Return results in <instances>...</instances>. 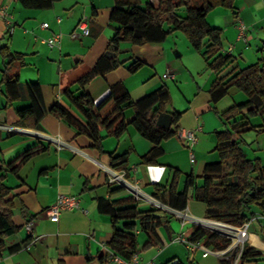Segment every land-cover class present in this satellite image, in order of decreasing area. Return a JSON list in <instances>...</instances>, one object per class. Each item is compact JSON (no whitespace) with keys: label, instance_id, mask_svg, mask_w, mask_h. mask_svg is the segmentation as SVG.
<instances>
[{"label":"crops","instance_id":"1","mask_svg":"<svg viewBox=\"0 0 264 264\" xmlns=\"http://www.w3.org/2000/svg\"><path fill=\"white\" fill-rule=\"evenodd\" d=\"M149 1L158 5L160 0H138L141 5ZM114 5L115 0H58L52 8L36 9L24 7L19 0H0V43L25 54V65L19 69L21 98L7 105L6 96L0 93V122L18 125L23 130H0V159L8 162L36 144L48 146L47 151L35 155L21 166L17 174H10L7 179L14 196L13 219L20 230L8 236L5 243L8 248L21 247L6 252L0 264H120L105 248L109 247L113 225L111 216L99 209V200L115 201L133 195L126 187L118 190L120 185L110 181L106 170L114 168L110 153L128 154L126 177L143 190V197L137 199L139 208H156L150 200L156 198V184L169 188L175 181L177 190L182 191L188 175L196 176L197 185L203 183L206 165L219 160L215 151L216 131L229 126L220 114L249 99L244 91L231 87L228 94L214 104L209 89L217 78L225 76L234 67L244 68L258 61L264 50V0H236L235 14L221 6L208 14V23L223 30V51L230 54L231 50L233 56V62L221 72L208 67L205 58L196 50L201 58L190 54L186 62H180L177 57L183 54L172 55L168 38L164 42L145 45L125 41L120 49L123 63L95 77L84 87L100 103L118 83L125 85L133 100L167 85L172 102L163 122L167 123L169 113L178 111L182 114L179 129L195 128L200 122L203 125L192 150L176 133L163 142L164 154L156 163L144 164L141 157L151 150L153 144L133 125L118 138L106 136L102 144L104 152H100L90 137L79 134L74 126L50 112L39 127L20 124L17 111L30 104V83H40L48 109L60 102L84 120L62 91L65 88L78 89V79L95 66L107 49L117 25L110 19ZM5 12L15 26L11 35L7 34ZM57 17L62 19L61 22ZM217 17H224V23L216 22ZM82 18L88 19L90 33L73 38L71 34L77 30ZM238 18L249 26L246 39L238 37ZM45 21L50 22L49 28L42 26ZM55 32L62 33V43L51 47L45 39ZM135 59L143 62V66L131 72L129 67ZM4 64L0 53V84ZM112 107L113 102L109 101L101 112L108 113ZM133 114L132 109L127 110L128 119ZM242 116L240 114L234 120H238V124L246 122V119L241 120ZM248 121L250 125L238 129L236 135L243 139L248 157L259 158L264 163V115H253ZM60 193L79 195L82 207L89 212L65 210L58 220L51 218L47 209ZM183 210L204 218L207 206L191 197ZM253 211L255 214L248 227V246L261 255L240 259L237 264H264V211L257 207H253ZM157 213L168 212L158 209ZM168 214V222L158 229L160 240L156 245L144 247L149 235L137 231V264H167L172 259L185 264H230L232 257L207 253L201 247L191 248L183 239L191 241L194 225L183 224L177 215ZM28 220H31V230L27 228ZM198 242L216 250L204 239Z\"/></svg>","mask_w":264,"mask_h":264},{"label":"trees","instance_id":"2","mask_svg":"<svg viewBox=\"0 0 264 264\" xmlns=\"http://www.w3.org/2000/svg\"><path fill=\"white\" fill-rule=\"evenodd\" d=\"M56 1L58 0H19L24 7L36 9L52 8ZM219 6L236 13V0H160L158 5L150 1L141 5L138 0H115L110 19L117 25L107 49L95 66L78 79V89L65 88L62 91L84 120L60 102L48 109L40 83H30V104L17 111L20 124L39 127L44 116L50 112L74 126L79 134L90 137L94 142L93 146L100 152H104L102 144L106 136L118 138L133 125L153 144L151 150L141 157L142 163H156L164 154L163 142L177 133L182 115L181 112L172 111L167 115V123L163 122V116H166L167 108L172 102L169 87L162 85L140 99L133 100L125 85L118 83L112 86L110 94L100 103L84 87L95 77L104 75L123 63L120 58L122 42L128 41L136 45L160 43L175 31L184 32L193 49L205 58L208 67L221 72L233 62V56L223 51V30L211 26L207 21L208 14ZM182 8L185 9V14L180 13ZM7 34H10L9 28ZM0 53L5 63L0 93L6 96L8 105L21 98L19 69L25 65V54L12 51L8 45L1 43ZM142 66L143 62L135 59L129 69L135 72ZM231 87L244 91L249 99L244 103L234 104L220 114L229 126L216 131L215 151L219 160L206 165L202 174L203 183L197 185L196 176L188 175L182 191L177 190L175 181L169 188L156 184L155 196L161 202L179 210L185 209L189 199L193 197L206 204L207 218L240 226L255 214L253 207L264 211V163L259 158L248 157L243 147V139L236 135L238 129L250 125L248 120L251 116L264 115V50L257 62L244 68L234 67L225 76L217 78L209 89L212 102L216 104L228 94ZM109 101L113 102V107L104 114L101 109ZM128 109L134 112L131 119L127 118ZM240 114L243 115L241 120L246 119V122L238 124V120L234 119ZM47 150L48 146L36 144L8 162L0 159V259L6 252L16 251L21 247L16 245L8 248L5 243L8 236L20 230V226L13 219L14 196L7 179L10 174H17L28 160ZM127 155L111 152L113 167L128 173ZM122 188L120 185L118 190ZM99 209L111 216L113 231L109 248L124 259H131L138 252V230L149 235L144 247L156 245L160 240L158 229L169 220V214H158L157 208L140 209L138 200L133 196L115 201L100 199ZM202 239L214 249H224L231 241L210 229L194 225L190 240L198 242ZM260 255L261 252L255 248L246 246L241 259ZM167 264L185 263L172 259Z\"/></svg>","mask_w":264,"mask_h":264},{"label":"built area","instance_id":"3","mask_svg":"<svg viewBox=\"0 0 264 264\" xmlns=\"http://www.w3.org/2000/svg\"><path fill=\"white\" fill-rule=\"evenodd\" d=\"M5 16H6V22L9 28V33L11 35L14 31L15 26L9 14L5 12ZM61 20L62 19L60 17H57L58 22H61ZM236 25L239 31L238 37L246 39L249 26L245 23L244 20L240 18L237 19ZM42 26L44 28H49L50 22L45 21L42 23ZM89 33H90L89 21L87 18H82L78 24L77 30L73 31L71 36L73 38H78L82 34L88 35ZM45 41L51 47L60 46L62 43V33L55 32L53 33V35L46 38ZM229 53L231 54V50ZM0 130L7 131V132H17V131H22L23 127H20L15 124L0 122ZM202 130H203V125L200 122L197 124L195 128L178 129L177 134L183 140L184 144L192 150L195 144L198 142L199 133ZM191 159L193 161L195 160V155L193 154V152L191 153ZM106 170L108 172L111 182L118 183L119 185L128 188L136 199H140L143 197V190L141 186L138 183L130 181L126 177L125 170L120 171L112 167H108ZM150 200L157 209L177 215L180 219H182L183 224L192 223L193 225H200L220 235H223L226 238H229L231 240L230 244L226 248L212 250L205 245H200L199 242H192V241L183 239V241L186 242L191 248L196 249L198 247H201L207 253L213 252L219 256L232 257L233 258L232 264H237V262L241 259L242 254L246 246H248V242H249L250 233H249L248 227H249L250 220L240 226H236L231 223L219 221L216 219H211L207 217L199 218V217L192 216V214H190L186 210H178L153 197H151ZM65 210H82L85 213L89 212L88 209L82 207L81 198L79 195L66 194V193L58 194L56 200L48 207L47 212L51 218L58 220L62 212ZM27 228L31 230L30 223L27 225ZM105 248L110 254L111 258L120 264H137L138 263V252H136L131 259H124L116 255L109 247L105 246ZM231 252L232 254L230 256L229 253Z\"/></svg>","mask_w":264,"mask_h":264},{"label":"rangeland","instance_id":"4","mask_svg":"<svg viewBox=\"0 0 264 264\" xmlns=\"http://www.w3.org/2000/svg\"><path fill=\"white\" fill-rule=\"evenodd\" d=\"M180 13L185 14V9L182 8ZM224 21V17H217L216 19V22L224 23ZM168 46L169 48L172 47L170 50L173 56H177L178 53L183 54V56L177 57L180 62H186L190 58V54L201 58L200 55H198V53H196V51L193 49L186 34L182 31H175L168 36Z\"/></svg>","mask_w":264,"mask_h":264}]
</instances>
